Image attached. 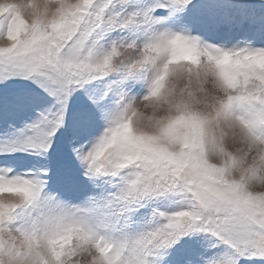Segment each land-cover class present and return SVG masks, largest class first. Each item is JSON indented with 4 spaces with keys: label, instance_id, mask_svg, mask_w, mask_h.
Returning a JSON list of instances; mask_svg holds the SVG:
<instances>
[{
    "label": "snow or ice",
    "instance_id": "snow-or-ice-1",
    "mask_svg": "<svg viewBox=\"0 0 264 264\" xmlns=\"http://www.w3.org/2000/svg\"><path fill=\"white\" fill-rule=\"evenodd\" d=\"M0 264H264V0H0Z\"/></svg>",
    "mask_w": 264,
    "mask_h": 264
}]
</instances>
